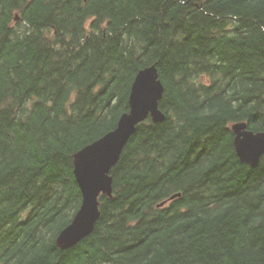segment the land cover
Instances as JSON below:
<instances>
[{
  "label": "trees",
  "instance_id": "16d2710c",
  "mask_svg": "<svg viewBox=\"0 0 264 264\" xmlns=\"http://www.w3.org/2000/svg\"><path fill=\"white\" fill-rule=\"evenodd\" d=\"M149 66L165 118L136 126L91 234L61 250L73 155ZM241 122L264 132V0H0V264H264V155L238 159Z\"/></svg>",
  "mask_w": 264,
  "mask_h": 264
},
{
  "label": "water",
  "instance_id": "95a60500",
  "mask_svg": "<svg viewBox=\"0 0 264 264\" xmlns=\"http://www.w3.org/2000/svg\"><path fill=\"white\" fill-rule=\"evenodd\" d=\"M163 91L155 66L139 70L130 88L129 109L119 117L116 127L73 155L72 171L81 194V203L71 221L55 239L56 246L61 250L75 246L91 234L100 214L98 198L100 195L112 196L110 170L118 162L136 126L147 118L153 123L164 120L158 107ZM230 129L234 134L233 147L238 159L249 166H256L264 155V132L247 130L242 122L231 125ZM178 197L180 194L172 195L159 207Z\"/></svg>",
  "mask_w": 264,
  "mask_h": 264
}]
</instances>
